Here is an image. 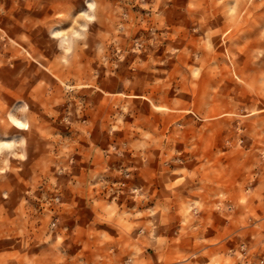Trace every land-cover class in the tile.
<instances>
[{"label":"rangeland","instance_id":"1","mask_svg":"<svg viewBox=\"0 0 264 264\" xmlns=\"http://www.w3.org/2000/svg\"><path fill=\"white\" fill-rule=\"evenodd\" d=\"M8 140L0 264H200L197 209L264 208V0H0Z\"/></svg>","mask_w":264,"mask_h":264},{"label":"crops","instance_id":"2","mask_svg":"<svg viewBox=\"0 0 264 264\" xmlns=\"http://www.w3.org/2000/svg\"><path fill=\"white\" fill-rule=\"evenodd\" d=\"M24 127L23 129H25ZM197 210L199 211L198 215L189 221L184 228V234L174 235L177 239L182 238V242L186 240L187 242H197L198 247L194 254L200 264H209L213 257L220 259V264H225L227 259L229 264H238L237 256L227 254L226 250L236 249L241 242L248 245L251 253L256 247L259 249L257 254L250 253L249 263H256L260 259H264V208L255 209L248 204H232L229 210L230 215H228L230 218L223 220L224 225L221 224L222 220L220 221L221 211L218 213L209 207ZM253 210L254 215L250 213ZM212 212L215 214L213 215ZM172 222L173 226H179V220ZM174 235H171L170 238H175Z\"/></svg>","mask_w":264,"mask_h":264},{"label":"built area","instance_id":"3","mask_svg":"<svg viewBox=\"0 0 264 264\" xmlns=\"http://www.w3.org/2000/svg\"><path fill=\"white\" fill-rule=\"evenodd\" d=\"M231 252L239 258L242 264H249L250 252L245 243H240L236 249H231ZM256 264H264V260L260 259Z\"/></svg>","mask_w":264,"mask_h":264},{"label":"bare ground","instance_id":"4","mask_svg":"<svg viewBox=\"0 0 264 264\" xmlns=\"http://www.w3.org/2000/svg\"><path fill=\"white\" fill-rule=\"evenodd\" d=\"M63 40L65 41L63 49L65 52H67L70 49V44H69L67 39H63ZM10 118H11L12 123L14 125H16L17 127L23 128L25 126V121L21 117L11 115ZM10 144H11V140L10 141L9 140L8 141H0V150L2 149L3 146H9Z\"/></svg>","mask_w":264,"mask_h":264}]
</instances>
